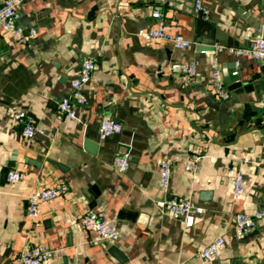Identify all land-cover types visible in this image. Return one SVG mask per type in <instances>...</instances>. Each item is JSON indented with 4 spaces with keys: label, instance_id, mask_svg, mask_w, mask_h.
<instances>
[{
    "label": "crops",
    "instance_id": "obj_1",
    "mask_svg": "<svg viewBox=\"0 0 264 264\" xmlns=\"http://www.w3.org/2000/svg\"><path fill=\"white\" fill-rule=\"evenodd\" d=\"M166 1L163 20L189 47L138 35L157 25L153 0H21L17 23L36 27V37L22 44L0 28V264H20L28 245L53 250L46 264H264V216L252 234L234 235L236 212L264 211V61L239 57L233 75L231 51L264 38V0H203L208 18L193 13L194 0ZM213 56L227 98L213 92ZM85 57L98 61L86 102L75 119H59L58 103ZM187 59L196 60L194 75L170 70ZM20 110L45 133L25 135ZM105 116L122 131L102 138ZM123 151L125 172L112 163ZM164 159L172 166L168 191L160 185ZM10 168L24 177L10 183ZM239 172L245 186L235 198ZM59 183L67 191L43 202L32 221L27 196ZM168 196L205 210L187 226L158 204ZM89 210L118 226L116 241L84 225ZM219 235L226 241L217 257L203 259L199 250Z\"/></svg>",
    "mask_w": 264,
    "mask_h": 264
},
{
    "label": "built area",
    "instance_id": "obj_2",
    "mask_svg": "<svg viewBox=\"0 0 264 264\" xmlns=\"http://www.w3.org/2000/svg\"><path fill=\"white\" fill-rule=\"evenodd\" d=\"M155 2L152 11L153 17L158 22L157 25L150 28H141L138 35L145 41L156 43L159 41H168L175 47H189L190 41L182 35L173 33L168 30L164 20L162 8L168 4L166 0H153ZM21 0H4L0 3V28L12 34V36L22 44L30 42L37 35L36 27H24L17 23L18 6ZM171 4V3H169ZM192 11L195 15L208 18L210 9L203 0H194ZM231 51L237 56L235 61V69L233 75L239 72V57L248 56L264 61V38H258L252 41L246 47H232ZM98 68V61L95 57H85L79 69L76 78L71 82V90L68 95L62 97L58 103L57 117L75 119L77 117V105L86 102L84 94V86L91 79L94 71ZM170 70L192 76L196 73V60H176L170 66ZM211 84L213 92L219 98H227L229 91L227 89L224 75L219 64L217 56L212 59ZM18 121L22 126V132L29 136L35 137L38 134H44L45 130L36 125L33 119L26 111L20 110L17 115ZM122 131V124L108 116L101 119L99 125V133L102 138H107L113 134ZM130 152L123 151L117 153L112 160L114 167L119 171L125 172L130 165ZM198 157L194 156L189 163V168L194 169ZM160 185L168 191L172 176V166L169 160L164 159L159 166ZM24 177V173L17 168H10L7 171V179L10 183H15ZM245 186V177L242 173H237L233 178V194L235 198L240 197ZM68 189L67 184L59 183L52 186H41L35 189L27 196V215L36 222L41 212V204L50 201L60 194H64ZM161 207H165L172 215L182 217L187 226H191L195 222L197 214L204 212V207L195 205L191 199L168 196L158 201ZM264 216V211H258L255 214L245 212H236L234 217V235L236 238H244L252 234L256 228L257 219ZM84 225L97 232V234L110 241H116L119 237L120 230L118 226L109 218L102 216L95 210H89L82 216ZM226 238L219 235L212 239L208 244L199 250V255L206 260H214L220 249L224 246ZM53 250L42 245H28L23 251L20 264H46L53 257Z\"/></svg>",
    "mask_w": 264,
    "mask_h": 264
},
{
    "label": "water",
    "instance_id": "obj_3",
    "mask_svg": "<svg viewBox=\"0 0 264 264\" xmlns=\"http://www.w3.org/2000/svg\"><path fill=\"white\" fill-rule=\"evenodd\" d=\"M202 23H203V22L201 21L200 24L202 25ZM198 34H199V33H198ZM197 41H199V42H203L204 40H202V39L199 37V35H198V39H197ZM207 43H213V40L210 39ZM114 251L118 253V252H119V249H118V248H114ZM119 253H120V252H119ZM120 256L123 258V255L120 254Z\"/></svg>",
    "mask_w": 264,
    "mask_h": 264
}]
</instances>
